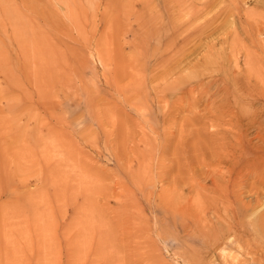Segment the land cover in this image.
I'll return each mask as SVG.
<instances>
[{
	"label": "rangeland",
	"instance_id": "obj_1",
	"mask_svg": "<svg viewBox=\"0 0 264 264\" xmlns=\"http://www.w3.org/2000/svg\"><path fill=\"white\" fill-rule=\"evenodd\" d=\"M156 29L153 71L143 55ZM262 33L264 0H0V264H222L193 234L197 222L172 221L161 190L186 212L197 185L213 221L233 198L230 185L209 190L215 134L246 129L261 143ZM210 56L220 70L205 67ZM237 138L224 140L239 151ZM245 177L240 200L264 198ZM250 231L245 241H258ZM239 233L224 244L226 264H257Z\"/></svg>",
	"mask_w": 264,
	"mask_h": 264
},
{
	"label": "bare ground",
	"instance_id": "obj_2",
	"mask_svg": "<svg viewBox=\"0 0 264 264\" xmlns=\"http://www.w3.org/2000/svg\"><path fill=\"white\" fill-rule=\"evenodd\" d=\"M160 32L157 31V29L155 32H153L152 30V32L147 33L145 37V39L146 38L149 39L150 37L151 39L150 43L152 44V46L157 45L156 49H153V47L151 49V53H153V55L148 53H145L143 55L144 59L145 57L148 60L149 59L151 60L152 58L153 60L152 68L154 67L153 71L158 70L162 62L158 51ZM260 35H264V33ZM211 58L212 56L208 57L204 61L205 67H208L207 69L220 70L217 64L218 61L215 60L216 61L215 62L214 59ZM180 62L174 66V68L172 69L173 70L172 73L176 72L180 68V65L182 63ZM259 77L261 80L262 76ZM209 78L212 81H215V76L213 74H210ZM263 84H264V79H263ZM199 85L201 86L200 87L201 89H204V91L207 92L211 87L212 83L211 81L200 82ZM153 86L155 89V98L157 99L163 98L162 96H160L161 92H159V88H160L159 82L156 84L154 83ZM193 90L194 89L191 86L189 92L192 93ZM131 103H133V100L131 101ZM263 114L264 112H257L255 114L256 120L253 123V125L257 127L259 130L257 139L261 141L260 144L258 143L254 144L252 141L249 140L245 141L243 135L246 134L247 132L246 129H244L243 131L240 129L231 130L225 136H222L218 133L215 134L220 140V145H219L220 160L218 162V166L220 167L215 170L216 174L213 175L215 181H212L213 179L211 180L212 188H209V190L213 191L214 189L219 188V192L222 194V192L225 191V189H227L228 186L230 185L231 187L230 191L232 192L233 198L227 197L226 200H224L221 203V205H219L218 210H212V212H215L213 213L214 221L207 217L205 218V216L209 212L206 206V202L208 201V198H205L206 202L201 199L202 197H204V193L201 192L200 188L197 185L193 193L195 194L196 203L194 202L191 196V199L189 200V204L187 202V205L193 207L192 209L187 210L186 212L181 211V206H179L180 201H178L173 196V193L169 188H167L166 190V188L163 187L161 190V196H160L161 207L170 212L172 221L177 222V220H179V224L182 227L183 226L188 227L187 222H189L190 220L191 221L194 220L195 222H197L198 228L196 227V229H194L193 234L196 235L197 237H200L203 246H206L208 249L214 251L215 253H217V255L219 254L220 261L222 262V264H226L227 259L233 258L232 256L234 255L232 252L233 248L224 247V244L226 241H229V238L233 237L237 232H240L239 235L241 234V236L237 238L235 237L236 245L239 244L238 247H240V249L238 248L239 251L245 249L246 250L248 249L249 251H254L251 249L252 246H254L257 253L259 252V256H260V259L259 258L255 259L257 264H264V198L262 197V195H257L254 193L253 196L254 198H252L249 203H243L240 200V196L238 194L242 189L239 186H242V183H240V179L243 173H246L245 181L249 180L250 178H255L256 179L255 184H259L261 188H264V124L261 119V116H263ZM236 135L238 137L236 143L239 151H237V149H234L235 142L224 140V138L234 137ZM230 143L231 145H229ZM163 167L164 168L160 173H161V177L164 179V177H167L168 171L166 166ZM222 172H224V174L234 173L233 176L235 179L228 180L227 175H222ZM193 189H194V185H192L189 188V192L192 193ZM173 190L174 191L177 190L176 185H174ZM204 190L205 193H208V189H204ZM168 191H170L171 193H169ZM220 196H218L217 194V195H212L210 197L212 201L218 202L220 200ZM219 218H223V220L220 221ZM248 229L249 231L251 229L253 230V234L256 235L257 238H259V240L257 239L258 241H255L256 239L252 243L250 242L247 243L245 241L246 239L247 241L249 240L248 238H246V236L248 235ZM199 256H195L194 258H192L193 260H191L190 264H206L203 262V260L200 261L201 258ZM210 262L211 261L207 262V264H210ZM214 262L212 260L213 264Z\"/></svg>",
	"mask_w": 264,
	"mask_h": 264
}]
</instances>
